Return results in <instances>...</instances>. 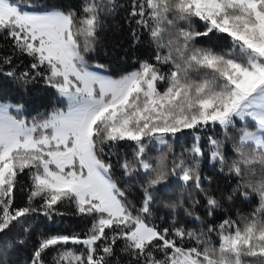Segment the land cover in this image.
Masks as SVG:
<instances>
[{
    "label": "snow or ice",
    "instance_id": "6c2138e0",
    "mask_svg": "<svg viewBox=\"0 0 264 264\" xmlns=\"http://www.w3.org/2000/svg\"><path fill=\"white\" fill-rule=\"evenodd\" d=\"M105 7L82 0L78 13L48 0H0L8 42L0 77L25 91L42 84L64 105L28 120L24 102L0 101V235L20 227L24 245L37 217L71 214L90 226L39 233L28 264H264V0H130L133 45L146 36L154 51L118 78L86 59ZM187 136L176 155L173 144ZM204 161L237 178L234 193L258 196L252 213L212 222L221 204L205 191ZM257 169L258 179H245ZM170 178L204 194L207 223L194 212L198 199L191 209L165 204L170 224L154 222L155 190ZM133 183L139 203L128 198ZM178 208L201 227L178 224Z\"/></svg>",
    "mask_w": 264,
    "mask_h": 264
},
{
    "label": "trees",
    "instance_id": "16d2710c",
    "mask_svg": "<svg viewBox=\"0 0 264 264\" xmlns=\"http://www.w3.org/2000/svg\"><path fill=\"white\" fill-rule=\"evenodd\" d=\"M89 2H93V0H89ZM96 2H99V0H96ZM104 2L106 7L101 15V25L98 31L95 51L87 53L86 59L92 64L99 63L104 65L103 70L110 76L118 78L122 74L135 70L140 61L150 59L154 49L148 43L146 36H142L141 43L133 45L130 28L125 22L130 0H112L111 4H108V0H104ZM48 3L64 10L71 7L79 13L82 0H48ZM113 4L116 6L115 8L112 7ZM0 46H3L5 49L8 47V42L2 36H0ZM17 62L19 63V61ZM27 63L28 61L25 59L20 67L23 68ZM163 70L166 71L167 68L165 67ZM0 101L24 102L23 112L25 118L28 120L41 113L47 114L54 108L64 106L60 103L55 92L45 88L42 84L29 85L28 90L25 91L19 89L5 77H0ZM241 123L238 122L237 127H240ZM249 130H254V127ZM230 134L235 135V132L232 131ZM218 138L223 139L222 130H220ZM190 142L191 136H187L185 139L174 143L173 152L176 155H180L186 147L190 146ZM205 150L207 151V148ZM132 152L133 149L127 147L126 154L128 159H131ZM225 152L229 159L234 157L235 154L232 151L231 141H226ZM158 154L156 150L148 153L152 157ZM121 155L123 156L124 153L122 152ZM112 159L115 165L116 157ZM119 173L120 169L114 167V177L118 178ZM201 173L211 178L210 185L207 181L204 183L205 191L213 195L221 204V207L216 210L213 218H211L213 223H219L225 218L237 220L238 216L249 215L258 206L259 198L256 194L252 193L245 198L241 194L243 190L233 192L237 185V178L235 176L230 177L221 173L218 167H213L207 161L201 164ZM259 175V169H257L255 177L246 176L245 179H258ZM144 179V176L139 177L141 181ZM140 195L139 184L133 183L129 189L128 198L134 203H139ZM154 196V222L161 226H168L172 220V212L165 207V204L180 203L182 201L183 207L191 209L194 199L200 200V205L194 209V212L201 215L205 223L209 221V218L205 215L206 210L202 206L204 204V194L192 188L185 190L175 178H170L167 184L158 186ZM229 197H231V200H229ZM24 198L25 194L18 191L16 203L22 204ZM61 210L67 213L72 212V209L68 206L63 207ZM162 217L163 219H161ZM176 219L178 224H183L186 228L198 230L201 227L198 222L185 215L183 208L177 209ZM89 226L90 221L71 214L55 216L50 221L43 217H37L24 245L16 243L18 238H23L25 235L20 227L12 229L6 235H0V264H28L39 233L45 235L72 234L73 232L83 233ZM215 239L213 236L214 242ZM52 255L54 253L50 252L45 258L50 261Z\"/></svg>",
    "mask_w": 264,
    "mask_h": 264
},
{
    "label": "rangeland",
    "instance_id": "374dc122",
    "mask_svg": "<svg viewBox=\"0 0 264 264\" xmlns=\"http://www.w3.org/2000/svg\"><path fill=\"white\" fill-rule=\"evenodd\" d=\"M93 70H97V69H93ZM99 71H101V74L109 75L105 70H99Z\"/></svg>",
    "mask_w": 264,
    "mask_h": 264
}]
</instances>
